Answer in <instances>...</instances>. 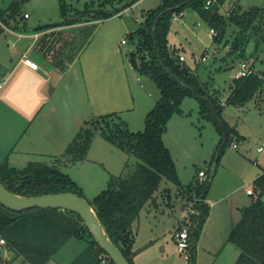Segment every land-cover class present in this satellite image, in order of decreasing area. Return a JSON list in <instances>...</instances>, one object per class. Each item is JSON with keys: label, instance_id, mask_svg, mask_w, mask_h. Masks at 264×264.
Instances as JSON below:
<instances>
[{"label": "trees", "instance_id": "16d2710c", "mask_svg": "<svg viewBox=\"0 0 264 264\" xmlns=\"http://www.w3.org/2000/svg\"><path fill=\"white\" fill-rule=\"evenodd\" d=\"M28 1L11 0L7 8L0 6V23L15 32L28 31L27 18L23 13ZM138 1L140 0H130L107 12L88 4L82 10L70 12L63 5V20L60 23L36 28L37 31L54 29L53 33L45 37V45L41 48L44 49L45 57L53 65L65 70L70 63L63 60L64 53L72 56L71 48L68 50L70 40L65 42L63 31L57 32L55 28L107 19L121 10L131 8ZM218 1L223 7L226 0ZM188 9L196 11L210 28L217 29V36L213 41L218 44L224 41L232 25L237 28L233 41H224V48L230 47L227 56H233L232 61L237 58L257 60L264 50V35L260 37L264 12L259 7H253L243 14L233 10L227 16L218 5L206 8L204 0H162L157 8L150 11L140 27L129 34L130 41L137 45V51L129 56L132 67L140 76L151 78L161 91L160 99L146 116L144 130L133 132L118 113L106 114L85 122L64 154L53 164L33 161L26 167L17 169L8 160L0 162V182L18 195L35 197L73 192L85 197L82 188L73 178L63 173L61 164L85 160L97 134L104 136L130 156L133 155L137 159L136 166L126 173L112 175L106 189L89 201L111 241L131 264L137 253L134 251L133 224L141 211L157 201L156 192L165 179L178 188H184L173 155L163 139L173 115L184 114L181 107L183 101L187 97H195L200 103V113L213 121L224 135L217 163L210 172L208 181L185 187L188 200L194 195L201 199L196 205L199 215L191 217L187 264H197V245L209 215L207 195L222 153L237 133L223 118L225 106L220 96L211 93L209 82L204 81L191 66L187 65L182 69V65L178 63L181 49L169 43L173 13ZM93 26L79 28L73 38L83 35L87 43L91 36L89 30ZM229 68L232 69V66L225 70ZM3 80L4 78L0 81ZM250 102L264 103V75L251 74L235 80L233 90L226 99V105L235 107H246ZM126 167L130 168L128 162ZM255 191L256 199L243 211L241 220L229 236V241L240 250L235 264H264V175L256 180ZM82 218L69 209L31 208L14 212L0 203V237L6 240V244L0 248V264H17L19 258L22 259V264H47L73 238L85 240L87 245L69 264H98L101 254L106 252L94 239ZM9 253L14 255L9 256Z\"/></svg>", "mask_w": 264, "mask_h": 264}, {"label": "crops", "instance_id": "0c3cea01", "mask_svg": "<svg viewBox=\"0 0 264 264\" xmlns=\"http://www.w3.org/2000/svg\"><path fill=\"white\" fill-rule=\"evenodd\" d=\"M228 4H231V6L234 5L232 0H226L223 8L225 9L227 6L229 7ZM8 5H10V2ZM8 5L1 7L7 8ZM259 8L262 12H264V8ZM23 13L25 14L28 12L24 11ZM262 20L261 30L263 31L260 34V37L262 34L264 35V19L262 18ZM100 22L101 21L95 20L83 23L81 25L79 24L78 26L80 27H78V29ZM100 24L102 26V23ZM27 26L28 31L26 32L6 30L11 34V36H13L14 39L11 41V46H4L5 49L0 50V72L6 73L4 80L0 82V85H2L0 87V162L8 160L9 164L17 169H22L26 167L28 163L33 161L53 164L57 162L58 158L64 154L66 148L73 141L74 137L80 128L85 124V122H88L90 117L93 119L95 116L102 114L111 112L119 113V115L123 117V120L127 122L126 124L131 131L139 132L142 130L138 128H141L142 124L145 123L146 116L149 111L153 109L156 101H152L151 95L143 89L144 87L142 84H139L141 82L140 75L134 69V67H132L133 65L131 63H129L130 66L127 69L124 59L121 60L118 57L112 58L110 55H105L103 50V48H106L107 46L104 42L106 40L105 36H103L102 40H100V42H103V44H101V47L98 46L101 51L97 54L95 53L96 47L93 46V43L99 31H93L94 33H92V35L89 37V40L83 47L82 53L80 55L74 54L73 51L70 52L72 56L67 55L68 53H64L63 60H65L66 63H70V66L67 65L66 69L62 70L59 68L60 66L53 65L45 57L44 49H41L45 45V37L53 33L54 29L37 31L36 27L34 28L33 32H30L29 30L33 29H31L28 24ZM64 27L69 28L71 26ZM64 27L55 29H57V32H60L64 30ZM68 28H66V30H68ZM62 42L63 41L60 43L61 45ZM214 43L216 45L218 44L216 42ZM120 44L121 43L116 45L117 50H119ZM111 49L112 46L108 47L109 52ZM263 52L264 50H262L260 53L257 61L262 58ZM84 55L86 68L88 71H90L92 78L89 79L90 88H88V90L85 91L84 89L81 90L80 88L79 90L81 91V95L83 94V99H86V95L84 93L89 92L88 98L92 100V105H94L91 106L89 112L85 106L83 110H81L80 103L82 97H80V93H78L76 88L73 89V80L70 79L73 77L72 73H74V68L76 66L75 62L79 57H83ZM220 57H216L218 66L211 68H209V66H205V72H207V69H209L207 72L208 74L204 72L205 76L208 77L205 81L209 82V79H212L210 76L214 74L216 75L219 73V71H222L220 68L223 62V56ZM26 58H31L38 62L39 68L33 69L27 65L25 62ZM113 60H117L119 63V69H116V75L114 74L113 81L111 80L110 73H108L106 78H102L103 82H98L96 85L95 81L96 78H99L100 70H104L107 64ZM96 64L101 65L98 72L95 71ZM199 66L201 68L203 67L201 62L196 67V69H192L195 72H198ZM238 66L239 64L237 67H235L234 71L238 68ZM32 76L35 77L32 79ZM209 85H211V93H214L215 90H218L216 87L217 82L214 79L213 81H210ZM108 87L113 89L112 92H106ZM233 87L229 86L227 91V93L229 92L228 96L232 92ZM226 94H223L220 97L222 104L225 106L223 110V118L228 123V125L236 130L238 136H240V138H237V135L233 136V140L229 145L232 147V144L235 142L240 145L242 141L248 139V135L251 134V129H249L247 126L249 123H251V120L248 121L249 118L247 119L245 117L241 123L236 121H233L232 124L230 123V118L237 116L240 114V112H243L244 107H239L242 111L240 110V112H238V107L226 105V99H224L226 98ZM138 95H140V97H138ZM182 110L184 114L176 115L187 117L184 109ZM138 111H140L139 116L136 115ZM81 114H83V116ZM173 117L175 116L173 115ZM173 117L169 121L167 130L163 137L164 142L170 149L171 153L172 150L167 143L166 136L169 134L170 126L174 119ZM254 120L256 122V119ZM97 148L103 149L107 152L108 160L111 166V169L106 167V171L109 173L108 178H105V183L103 182V185L99 191H97L101 193L106 188L107 183L110 180L109 177H112V175H120L122 174L123 170H125V166L129 160V153L120 149L116 145H113L111 141H108L106 138L98 136L94 138L91 144L88 152V158L91 156L92 151V156L94 158H98L97 156L99 155L96 153L98 151ZM225 151L226 150L223 151L222 156H224ZM260 153H264V151ZM101 156L104 155L101 154L99 157ZM243 156L246 157L245 154ZM246 159L251 160L249 157H246ZM220 161L221 158L217 166L220 165ZM253 164L257 166V169L254 170V174L252 173L251 175V170L250 173L244 172L248 175L249 181L247 182L246 189L242 195L228 193L218 197L215 200H212L210 199L209 195L217 175V167L216 173L212 179L211 188L207 195L209 215L203 226L197 245V264L200 260L199 258L201 253H208L212 255L218 252L219 254L224 253L227 249H229L228 254L224 257V260L220 264H235L236 261H238L237 259L240 255V250L229 241V236L232 229L241 220L243 211L248 208L256 199L255 196L248 194L247 190L251 187V182L252 185L254 184L255 186L256 180L264 175V164L257 162H253ZM249 165L251 166V163ZM201 169L202 168H200L196 174H194L192 181H195ZM208 170L210 171V169ZM180 181L182 184L183 180L181 178ZM75 182L82 189H84L81 184H79L77 181ZM187 182L188 181H185V183L182 184L184 188H178V192L182 191V196L181 201L178 200L180 204L178 206L179 214L175 217L174 223H169L171 228L173 227L172 230H170V226L164 228L163 230L150 229V235L148 239L142 241V238H140L141 226L139 222L143 220L142 218L145 213H148V216L154 217L159 222L161 221L160 218L169 217L168 212L173 207L172 198L171 195H169L171 192H167V194H165L168 198L167 203L163 202V204H159L156 198L157 201H155L153 205H147L141 211L139 218L133 224V233L135 238L134 251L137 252L133 258V264H146L144 255L145 253H148L149 249H151L153 246H158V248L161 246V252L166 253L168 245V240L165 238L166 233L168 231L169 233L171 232V238L174 240V231L177 223L183 219L186 214L185 208L188 196L185 194V187L188 185L185 184H188ZM136 224L138 225L137 229L134 228ZM164 224L166 227L168 220ZM70 243L71 240L66 243L55 254V256L51 257L47 264L51 263L53 259H57L55 257H59L60 260H67V263L63 264H69L71 261H73L82 251L78 254L75 253L77 255L74 253L70 255L68 252L64 253L65 249L68 247V245H70ZM12 255L14 254L9 253V256ZM184 264H187V262Z\"/></svg>", "mask_w": 264, "mask_h": 264}, {"label": "rangeland", "instance_id": "374dc122", "mask_svg": "<svg viewBox=\"0 0 264 264\" xmlns=\"http://www.w3.org/2000/svg\"><path fill=\"white\" fill-rule=\"evenodd\" d=\"M128 1L130 0H29L24 6V11H27L29 15H31V18H27L26 22L29 27L33 29L29 31L33 32L34 28L38 26L60 23L63 20L61 15L63 5H65L70 12L77 9L82 10L87 7L86 4L94 6L93 8L95 9L97 8L107 12L113 11L117 6L124 5V3ZM161 1L162 0H140L131 8L121 10L120 13H117V15H114L113 17L98 20L101 21L100 23H102V26L100 23H97L89 30L90 35L99 31L93 43V46L96 47L95 53L97 54L101 51L98 46H102L101 44H103V42H100V40H102L103 36H105L106 40L104 42L105 45H107L106 48H103L105 55H110L112 58L118 57L121 60L124 59L128 69L130 66L128 58L132 52L137 51V45L136 43L134 44L130 41L129 34L140 27L141 23L144 22L150 11L157 8ZM9 2H11V0H0V6H6ZM232 2L234 5L231 6V4H228L229 7L227 6V8H225L226 11L234 8L233 10L243 14L251 10L254 6L264 8V0H232ZM235 3H237V5H235ZM78 27L80 26L76 25L69 28L64 27V32L62 34L65 36V42L70 40V47L68 50L71 48L70 50H72L74 54L80 55L86 42L83 35H80L79 37L76 36V38L74 37L75 39L73 38V34H76L79 31ZM2 28L4 27L0 23V29ZM66 28H68V30H66ZM229 29L230 30L227 32L224 41L229 40L231 43L237 34V28L232 25ZM5 31L6 30H0V50H4V46H11V41L14 39L10 33ZM209 33L210 27L202 21L197 12L192 9H188L186 10V16L184 19L172 24L169 34V43L171 46L181 49L178 58V63L181 65L185 63L196 69L201 62L203 69L199 66L198 73L204 81L208 78L205 76V73L209 71V69H207V72H205V66H209V68L218 66L216 57L218 58L223 56V62L221 64L222 71H219L216 75L214 74L210 76L212 79H209V84L210 81H213V79L217 82L216 87L218 90H215L214 93L221 97V95H225L227 93L229 86H234V81L236 79L233 77V71L240 62L246 61V59L237 58L232 61L233 56H227L230 47L224 48V41L221 44L216 45ZM85 34L86 33H84V35ZM123 39L127 40L128 43L122 44ZM119 43L121 44L119 45V50H117L116 45ZM110 46H112V49L109 52L108 47ZM181 56H185L186 58V61L183 63L180 59ZM84 57L85 55L83 57H79L75 62L76 66L74 68V73H72L73 77L70 79L73 80V89L76 88L78 93H80V97H82L80 103L81 110H83L85 106L89 112L91 106H94L92 105V100L88 98L89 92L84 93L86 95V99H83V94L81 95V91L79 90V88L81 90L84 89L85 91L88 90V88H90L89 79L92 78L90 71L86 68V61H84ZM256 61L257 60H254L253 65H255ZM68 65L70 66V64ZM230 66H232V69L229 68V70H225V68ZM99 67H101V65L96 64V72L100 70ZM116 69H119V63L117 60H113L108 63L104 70H100L99 78H96L95 84L97 85L98 82H103L102 78H106L108 73H110L111 80L113 81L114 74L116 75ZM254 69L257 73L264 74V52L262 54V58L256 62ZM34 77L35 76H32V79ZM140 79L141 82L139 84H142L144 87L143 89L151 95L152 101L154 100L157 103L161 97V91L158 85L147 76H140ZM209 86L211 87V85ZM112 90L113 89L108 87L106 92H112ZM228 94L229 92L226 94V98L224 99H227ZM138 97H140V95H138ZM181 107L186 112L187 117L177 116L176 114L174 115L175 117H173L174 119L171 123L169 134L166 136V140L172 150L178 175L183 180L182 184H184L185 181H188V184L185 185H191L196 183L197 178L195 181H192L193 176L200 168L206 169L208 175L210 174V171L214 170L219 156L218 153L220 145H222L221 143L224 141V135L221 131H219L217 125L213 121L207 119L200 113V103L195 97H187L183 101ZM237 109L236 110L240 112L241 109L239 107ZM139 112L140 111H138L136 115L139 116ZM107 114H112V112ZM81 115L83 116V114ZM102 115L95 116V118ZM245 117L247 119L249 118L248 121L251 120V123L247 126L251 129V134L248 135V139L242 141L240 145L235 142L238 145V150L230 146L228 147V145L225 148L226 151L224 156L221 157L214 185L210 191L209 197L212 200L228 193L242 195L246 189L247 182L249 181L248 175L245 173H250L251 170V175L252 173L254 174V170L257 169V166H255L253 162L264 164V153H260L258 151V148L261 146L264 139V103L250 102L246 105V107H244L243 112H240L237 116L230 118V123L232 124L233 121L241 123ZM89 119L91 120L92 118L90 117ZM254 119H256V122ZM144 128L145 123L138 129H142L141 131H143ZM236 135L238 138L237 133ZM98 136L104 137L100 134H97L95 137ZM97 150L100 151L96 152L99 156L101 154L104 156H97L98 158H94L92 156V151L91 156L88 158L87 155L86 159L83 161L69 163L67 165H65V163L61 164V170L63 173L72 177L74 181H77L84 187V189H82L83 194L88 201H91L93 197H95L94 195H98L95 193H100L97 191H99L103 185L105 178H108L109 173L106 171V167L111 169L107 152L103 149L97 148ZM244 154L251 160L246 159V157L243 156ZM128 163L130 168L125 166V170H123L122 173H126L127 170H132L136 166L137 159L133 155H129ZM250 163L251 166L249 165ZM208 169H210V171ZM251 186H254V184L252 185V182ZM167 192H171L169 195H171L173 205L172 209L168 212L169 217L160 218L161 221L159 222L154 217L148 216V213H145L142 218L143 220L139 222L141 226L140 238H142V241L149 238L150 229L163 230L164 228L169 227V223H174L175 217L179 214L178 206L180 204L178 200L181 201L182 191L178 192V186L165 179L155 195L159 204L168 202L167 195H165ZM253 196L256 197L257 193ZM262 199L264 200V195ZM167 220L168 224L165 227L164 223L167 222ZM137 226L138 225L136 224L134 228L137 229ZM172 229L173 227L171 228L170 226V230ZM171 235L172 233H169V231L166 233L165 238L168 240L166 253L161 252V246L159 248L158 246H153L149 249L148 253H145L144 255L146 264H184L187 262L184 257V252L180 253L175 241L176 239L173 240ZM86 245L87 243L85 240L73 238L64 253L68 252L70 255L73 253L78 254L84 250ZM228 250L229 249H227L224 253L218 254L217 252L212 255L208 253H201L198 264H220L224 260V257L228 254ZM55 258L57 259H53V261L49 264L67 263V260H60L59 257ZM17 264H22L21 258L17 260Z\"/></svg>", "mask_w": 264, "mask_h": 264}, {"label": "water", "instance_id": "95a60500", "mask_svg": "<svg viewBox=\"0 0 264 264\" xmlns=\"http://www.w3.org/2000/svg\"><path fill=\"white\" fill-rule=\"evenodd\" d=\"M6 73H0V80ZM0 203L5 207L21 212L31 208H61L77 212L94 239L103 247L105 252L117 264H131L121 250L111 241L101 222L99 221L94 209L87 198L73 192H61L53 194H44L39 196L26 197L18 195L7 189L0 182Z\"/></svg>", "mask_w": 264, "mask_h": 264}, {"label": "built area", "instance_id": "2783aa9c", "mask_svg": "<svg viewBox=\"0 0 264 264\" xmlns=\"http://www.w3.org/2000/svg\"><path fill=\"white\" fill-rule=\"evenodd\" d=\"M204 4L206 8L212 7L214 5H218L219 7L222 8V10H224L223 12L229 16L231 14V12L233 11L234 8L226 11L225 9H223L222 5L219 3L218 0H204ZM235 7V6H234ZM129 9V8H128ZM186 14V11H181V12H176L173 13V22H177V21H181L184 16ZM25 18H29L30 15L28 13H25ZM3 25V27L5 28V30H11L9 28H7L3 23H1ZM209 35L212 37V39L214 40V38L217 36V29L214 28H210V33ZM123 44L128 43L127 40H123L122 41ZM182 63L186 61L185 56H181L180 57ZM206 59V58H204ZM25 62L27 65H29L31 68L33 69H37L39 68V64L38 62L34 61L31 58H26ZM254 59H250V60H246V61H242L239 63L238 69H236L234 71V79L238 80L247 76H250L251 74H258L255 69H254ZM188 67L187 64H183L182 65V69ZM60 69H62L61 67H59ZM2 85H0L1 87ZM238 145L236 143L232 144V148L237 149ZM259 152L264 151V139L261 143V146H259L258 148ZM209 179V175L207 174V170L206 169H202L199 171V175L196 179V182H198L197 184L201 185L203 183H206V181H208ZM248 194L250 195H255L256 191H255V186H251L248 190H247ZM195 195L188 200L187 202V207H186V214L184 216L183 219H181V221H179L177 223V227L176 230L174 232V239H176V243H177V247L180 251V253L184 252V257L186 258L185 260L188 261L189 259V247H190V223H191V217L193 215H199V211L197 210V203L200 202ZM6 244V240L5 238L0 237V248L3 247ZM98 264H117L111 257H109V255L107 253H103L101 254L100 257V262Z\"/></svg>", "mask_w": 264, "mask_h": 264}]
</instances>
